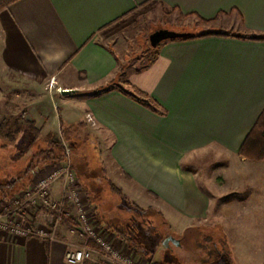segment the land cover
Returning a JSON list of instances; mask_svg holds the SVG:
<instances>
[{"label": "crops", "instance_id": "0c3cea01", "mask_svg": "<svg viewBox=\"0 0 264 264\" xmlns=\"http://www.w3.org/2000/svg\"><path fill=\"white\" fill-rule=\"evenodd\" d=\"M151 11L190 20L194 35L210 34L162 41L142 66L123 69L119 44L108 39L118 24ZM235 34L264 35V0L5 2L0 108L26 93L24 111L42 135L61 128L60 120L77 134L90 130L84 137L96 138L103 177L131 200L159 195L193 225L212 213V197L224 198L221 211L237 209L227 224H264V160L238 153L264 107V40ZM63 89L76 92L63 96ZM211 161L213 169L200 170ZM262 238L235 246L262 256ZM80 242L67 222L54 240L0 230V264H67L65 252Z\"/></svg>", "mask_w": 264, "mask_h": 264}, {"label": "rangeland", "instance_id": "374dc122", "mask_svg": "<svg viewBox=\"0 0 264 264\" xmlns=\"http://www.w3.org/2000/svg\"><path fill=\"white\" fill-rule=\"evenodd\" d=\"M6 1L7 0H0V6ZM175 20H177L176 17L168 13H164V15L160 16L154 12L152 13L151 11L135 19L131 17L125 22L118 24L116 26V29L118 30L116 33L117 35L111 37L108 41L110 42V45L113 42L120 45L119 46L117 44L118 48L116 49L118 54H120L121 66H123V69L128 66L140 67L152 58L154 50L149 44L148 36L153 31L165 28L194 34L199 30L197 27H192L193 25L190 20L183 19L182 21L180 19L178 20V23L175 22ZM123 40L125 42H123ZM126 44H128V48L123 52ZM7 98L8 105L4 106L3 109L2 107L0 108V120L3 117H9L10 115L15 116L21 111H24L26 103L29 100V95L24 93L23 95L17 96V98H13V100L10 97ZM25 112V119L29 120L27 111ZM20 120L23 121V119ZM54 129L57 135L60 136L61 128L55 127ZM42 130L46 134L49 133L47 132L49 130L47 127ZM66 130H68L71 134V137L79 139V142L86 139L84 137L85 131L86 133L87 131H90L86 128L84 129V133L82 131L81 134H77L72 131V129L66 128ZM88 135L91 136V139L94 138L96 140L93 134H89L88 132ZM30 139L31 137L28 134L19 133L16 139L17 144L14 145L12 149L0 151V178L3 174L5 175L9 172L15 174V169L17 167H24L28 163V155L24 154L27 151H25L26 149L24 148L28 146ZM63 140V142H67V139H65L64 136ZM39 142L40 141H37L35 145H38ZM40 145L45 146V144ZM32 147L35 148L33 145ZM33 148L30 147V152L33 151ZM21 151L25 152L22 154L20 153ZM20 155H22L21 159H13V156L17 158V156ZM69 159V168L76 177L78 190L84 196V203L88 207V211L93 215V218L96 220L99 227L103 228L99 217L102 218L105 214L106 216H104V219L107 221L106 224L108 223L111 227L112 225H117L118 227H122V229L126 226V219H128L131 214L134 213L136 216L137 214L139 215V213L134 212L132 208L128 207L120 198L113 194V192L108 188L107 182L103 183L101 187L95 189L90 187L92 191L89 190L87 186L88 184L79 179V169L77 170L75 162V166L73 167V155L72 159ZM60 164L63 165L62 162H58L37 168L32 177L29 178L26 188L34 187L40 179L58 169ZM214 167L215 165L211 161V164L206 166V170L202 167H200V170L210 171ZM82 175L84 174L82 173ZM217 184L222 185L223 183L219 184L217 181ZM50 187L52 198L59 200L63 193V187H67V183L65 182L63 175H60L55 181H53ZM252 189V187H248L245 190L250 192ZM124 190L127 192L129 197L135 196L125 187ZM206 190L210 194L213 192V188L211 187H206ZM66 192L69 193L70 189H66ZM94 193H97V199L95 198ZM17 194L18 192H15L12 196H4V198L0 200V206H3V203H5V205H10V199L13 196H17ZM147 194H144L141 198L140 195H138L134 200L132 199V201H135L136 204L142 208H150L157 211L164 218L162 221L155 215L154 217H149L146 221L139 222L137 226L127 227L128 230L125 228L124 230L126 234L132 238L131 241L122 240L118 238L115 233L107 231L109 241L112 242V244L123 254L131 256L133 264H264V255H242L241 252L243 251L240 249L238 250L235 246L237 243H244L246 248L250 247L248 244H251L253 239H255L254 242H257V237H263L259 240V242L260 244H264V224L246 223L240 226L236 224H227L225 219L231 217L230 215H235L234 213L237 209H235L234 206H229L228 208H223L221 211L218 206L219 204H223L225 202L223 201L224 198H218L217 200L215 197H212V213L205 220L200 219L199 221H194V224L192 225L190 224V221L193 218L183 215H173L171 208L162 206L163 202L159 195L157 197L153 194ZM231 201H233V199ZM102 204L105 205L104 211L101 208ZM13 207L14 205H10V210H12ZM1 209L2 212L6 211L3 207ZM31 211L32 214H35V216H33V218H29L30 223H32V221H36L37 226L41 224L49 227L47 224L49 222V217L45 214L43 209ZM11 214L12 213L8 212L5 216L10 217ZM25 217L27 216L25 215ZM64 222H67L70 229L71 223L65 219L57 225L56 237L58 229ZM167 236H172V238L177 239L178 243L173 244L172 242H168L167 246H165L164 241ZM81 243L82 242L77 244L75 247H78ZM90 244V247L93 249L91 259L94 258L93 261H95L96 264H117L102 260L97 262L99 258L101 259L100 249L94 242L91 241ZM244 251L248 253L251 252L248 249ZM260 251L264 252V246L261 247ZM94 254L95 256H93Z\"/></svg>", "mask_w": 264, "mask_h": 264}, {"label": "trees", "instance_id": "16d2710c", "mask_svg": "<svg viewBox=\"0 0 264 264\" xmlns=\"http://www.w3.org/2000/svg\"><path fill=\"white\" fill-rule=\"evenodd\" d=\"M11 1L13 0H7L6 2L8 3ZM206 34H210V32L200 35L189 33L183 39L194 38ZM235 36L253 40H264V35L235 34ZM25 116L26 112L21 111L18 115H10L9 117H3L0 120V151L12 149L14 145L17 144L16 139L19 133H26L31 137L28 146L24 148L27 152H20L28 155V163L24 167H17L15 169V174L9 172L5 175L3 174L0 178V200L4 198V196H12L15 192H19L26 188L29 178L32 177L37 168L65 161L67 156L66 149L68 151L69 158L72 159L73 155V167L76 165L77 170L79 169V179L88 184L87 186L89 190L92 191L90 187L95 189L101 187L103 183L107 182L103 177L102 164L99 158L100 149L94 140L85 139L79 142V139L71 137V134L68 130H66V128H69L68 125L66 126L61 120L59 122L61 127V136H58L57 133L53 131L47 133L46 135H42L40 128L35 125V122L33 120L25 119ZM20 119H23V121ZM63 136L67 139L66 143L63 142ZM37 141L40 142L38 145H35ZM40 144H45V146ZM32 145L35 148H33ZM30 147L33 148L32 152H30ZM238 153L246 160H264V107L253 126L246 134ZM13 157V159L19 160L22 155L17 156V158L15 156ZM82 173L84 175H82ZM107 185L113 194L120 198L128 207L132 208L134 212L139 213V215L137 214L136 216L134 213L131 214L128 219H126V226L122 229V227H118L117 225H112L111 227L108 223L106 224L107 221L104 219V216H106L105 214L102 218L99 217V220L106 231L115 233L116 236L122 240L131 241L132 238L126 234L124 230L125 228L127 229V227L129 228L130 226H137L139 222L146 221L149 217H154L155 215L161 219V221L164 219L157 211L150 208H142L136 204V202L128 198L119 187H116L109 181L107 182ZM94 195L97 199V193H94ZM103 205L104 204L101 205V208L104 211L105 205Z\"/></svg>", "mask_w": 264, "mask_h": 264}, {"label": "built area", "instance_id": "2783aa9c", "mask_svg": "<svg viewBox=\"0 0 264 264\" xmlns=\"http://www.w3.org/2000/svg\"><path fill=\"white\" fill-rule=\"evenodd\" d=\"M66 149V148H65ZM66 159L63 165L52 171L46 177L40 179L34 187H27L18 192L17 196L10 199V205L14 209L10 210V205L0 206V230L8 232L16 238L36 237L45 240H54L56 238V227L65 219L68 220L70 231L83 237L82 243L75 248L68 249L65 252V261L67 264H84L92 258L93 249L90 242H94L100 249L101 260L117 264H133V259L129 255L123 254L109 241L107 231L99 227L93 215L88 211L84 203V196L78 190V183L72 170L69 168L70 159L66 149ZM60 175H63L67 187H63V193L59 200L52 198L51 183ZM66 189H70L67 193ZM6 209L2 212L1 208ZM45 211L49 217L45 225H38L36 221L30 223L29 218H33L31 210ZM12 213L6 217V213ZM25 215L27 217H25Z\"/></svg>", "mask_w": 264, "mask_h": 264}, {"label": "water", "instance_id": "95a60500", "mask_svg": "<svg viewBox=\"0 0 264 264\" xmlns=\"http://www.w3.org/2000/svg\"><path fill=\"white\" fill-rule=\"evenodd\" d=\"M188 34L189 33L187 32H179V31L169 30L165 28H160L149 34L148 41L152 48H156L158 44L161 43L162 41L184 38ZM75 92L76 90H73V89H63L60 91V94L63 96H67V95L74 94ZM168 242H169L168 239L164 241L165 246H167ZM170 242H172L173 244H177L178 240L172 238Z\"/></svg>", "mask_w": 264, "mask_h": 264}, {"label": "flooded vegetation", "instance_id": "af4514ba", "mask_svg": "<svg viewBox=\"0 0 264 264\" xmlns=\"http://www.w3.org/2000/svg\"><path fill=\"white\" fill-rule=\"evenodd\" d=\"M170 238L172 239V236H167V237H166V239H168V240H169V242L171 241V239H170ZM166 239H165V240H166Z\"/></svg>", "mask_w": 264, "mask_h": 264}]
</instances>
